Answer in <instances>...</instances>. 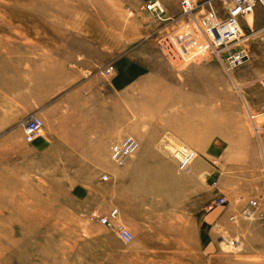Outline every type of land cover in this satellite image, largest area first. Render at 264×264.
Segmentation results:
<instances>
[{"label":"rangeland","instance_id":"374dc122","mask_svg":"<svg viewBox=\"0 0 264 264\" xmlns=\"http://www.w3.org/2000/svg\"><path fill=\"white\" fill-rule=\"evenodd\" d=\"M157 1L171 21H158L145 10L144 0H0V106L8 105L4 94L23 95L27 84L55 79L58 69H80L99 75L100 69L114 66L115 73L104 77L112 81L137 67H198L214 70L210 84L217 80L221 84L224 74L226 87L239 86L236 69L228 65L235 51L227 53L225 66L211 54L192 64L169 62L163 56L159 44L166 36L188 39L190 50L202 46L204 37L193 20L182 17L181 0ZM228 8L217 5L219 18H226ZM196 18H201L200 10ZM259 38L256 46L261 59L252 64V73L264 68V40ZM249 44L245 42L238 48L245 49ZM247 83L260 87L256 78ZM130 92V96H136L135 89ZM112 98L120 101L116 94ZM129 103L135 105L136 101L130 99ZM246 116V123L239 125H210V129L225 128L218 135L227 140L247 135L255 140L258 156L230 157L234 166L226 174L238 179L244 175L239 169L242 160L251 165L259 161L264 169V132L257 135L247 112ZM142 119V109H121L114 102V138L117 134L120 137L113 144L127 138L120 132L126 122L133 129L128 136L134 138ZM258 121L264 124V119ZM24 123H0V264H264V257H249L242 252L229 235V226L219 232L211 226L204 229L202 247L197 249L190 243L186 252L178 251L177 238L169 235L175 231L169 228L154 230L163 236L142 235L136 242L124 244L115 231L92 220L94 213L109 214L104 213L103 198L107 175L72 171L90 161L73 157L63 158L65 172H46L52 166L22 141ZM232 128L237 131L232 132ZM183 147L186 148L172 147L171 154ZM108 158L112 162L110 155ZM95 159L107 162L106 156ZM92 191V196L87 197ZM223 198L227 205L220 210L234 203L236 194ZM156 223L162 224L159 220Z\"/></svg>","mask_w":264,"mask_h":264},{"label":"crops","instance_id":"0c3cea01","mask_svg":"<svg viewBox=\"0 0 264 264\" xmlns=\"http://www.w3.org/2000/svg\"><path fill=\"white\" fill-rule=\"evenodd\" d=\"M241 25L247 35L264 28V8L258 7ZM256 41H260L258 36L252 37L245 49L235 50L247 57L235 68L239 86L233 88L224 84V74L221 84L218 80L210 84L214 70L198 67H137L112 81L91 71L58 69L55 79L27 84L23 95L4 94L8 105L0 106V118L4 119L0 123L19 125L35 113L41 117L45 123L42 136L29 150L52 166L46 172H65V157L90 158L89 164L72 171L108 176L104 182V213L119 210L116 224L127 228L135 242L142 235L163 236L154 230L169 228L175 231L169 235L177 238L178 251L186 252L190 243L197 249L202 247L204 229L211 226L219 232L229 226V235L242 252L262 258L264 169L259 161L251 165L242 160L241 178L226 174L234 166L230 157L258 156L256 142L249 135L227 140L218 135L225 128L210 129V125L246 123L248 110L259 113L264 107L260 86L264 68L251 71L252 64L261 59ZM251 78H256L259 88L247 83ZM130 89H135L136 96H130ZM112 94L120 101H113ZM130 99L136 104L130 105ZM114 102L121 109H142L143 116L134 137L140 150L123 168L108 158L114 139L120 137L117 134L114 138ZM130 131L133 129L127 122L120 128L127 137L133 134ZM22 141L25 143V132ZM178 146L198 155L189 173H180L172 157L170 149ZM103 156L107 162L95 159ZM233 192L236 201L220 210L226 205L218 206V201ZM252 201L258 203L254 216L245 218L243 212ZM157 220L162 222L160 226Z\"/></svg>","mask_w":264,"mask_h":264},{"label":"built area","instance_id":"2783aa9c","mask_svg":"<svg viewBox=\"0 0 264 264\" xmlns=\"http://www.w3.org/2000/svg\"><path fill=\"white\" fill-rule=\"evenodd\" d=\"M145 10L154 15L158 21H171L172 18L167 16V12L162 4L157 0H144ZM228 5L227 16L221 19L218 16L217 5ZM258 7L264 8V0H181L180 11L182 17L193 20L200 28L204 44L196 50H190L191 45L188 39L183 40L178 37L166 36L162 38L159 48L163 56L169 61L178 60L182 64H192L197 60L205 59L211 54L222 65L225 66L224 58L231 50L235 51L243 43L251 40L252 37H262L264 40V28L254 35H247L242 28L241 21L254 16ZM200 10L201 18L197 20V11ZM247 56L241 53H234L228 59V65L235 69L244 61ZM231 69H228L230 72ZM115 73L114 66H107L100 69L99 75L110 77ZM260 86L264 91V76L260 80ZM250 121L254 126L257 135L264 132V124L259 119H264V107L259 113H252L248 110ZM45 127L44 121L37 115L30 116L24 123L25 143L33 145L42 134ZM140 150L139 142L133 137H127L121 142L111 146L112 162L123 168L131 158ZM172 157L178 163V171L182 174L189 173L195 160L198 158L194 150L188 148H177L173 151ZM108 181V176L104 177ZM219 206L227 205V200L221 198L217 203ZM258 203L252 201L248 208L243 212L245 218H253L254 208ZM119 210L114 209L106 216H99L97 213L92 215V220L97 221L101 226L108 230L115 231L120 240L129 245L134 241L133 234L125 227L117 226Z\"/></svg>","mask_w":264,"mask_h":264},{"label":"bare ground","instance_id":"6f19581e","mask_svg":"<svg viewBox=\"0 0 264 264\" xmlns=\"http://www.w3.org/2000/svg\"><path fill=\"white\" fill-rule=\"evenodd\" d=\"M248 115H249V113H248ZM25 121H26V120H25ZM25 121H24V122H25ZM24 122H23V123H24ZM110 156H111V153H110Z\"/></svg>","mask_w":264,"mask_h":264}]
</instances>
